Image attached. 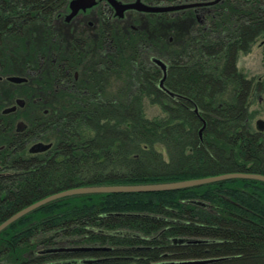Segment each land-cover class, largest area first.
Masks as SVG:
<instances>
[{"label": "trees", "instance_id": "1", "mask_svg": "<svg viewBox=\"0 0 264 264\" xmlns=\"http://www.w3.org/2000/svg\"><path fill=\"white\" fill-rule=\"evenodd\" d=\"M67 1L0 0V222L69 187L264 174L262 135L248 121L250 97L262 82L239 71L236 60L264 35V9L255 28L251 21L227 43L221 35H184L177 52L182 62L168 66L165 86L187 99H171L157 88L159 70L136 65L129 53L117 66L89 67L76 49L67 50L55 22ZM125 46L134 53L132 43ZM168 47L173 60L175 46ZM64 61L81 70L69 91L62 87ZM11 75L30 82L11 83L5 79ZM17 97L24 107L3 114ZM144 98L164 116L147 118ZM18 118L26 124L21 132ZM31 141L52 145L30 154ZM79 244L111 249L43 251ZM84 256L106 257L93 264L186 258L264 264V181L236 177L170 190L66 195L0 230V264Z\"/></svg>", "mask_w": 264, "mask_h": 264}, {"label": "flooded vegetation", "instance_id": "2", "mask_svg": "<svg viewBox=\"0 0 264 264\" xmlns=\"http://www.w3.org/2000/svg\"><path fill=\"white\" fill-rule=\"evenodd\" d=\"M71 1L68 0L55 15V22L66 37V49H76L83 65L89 67L117 66L120 58L129 53L136 58V65L159 70L157 88L161 92L158 83L162 72L154 60H160L167 68L171 64H180L182 61L177 52L184 35L193 39L221 35L227 43L236 34L244 35V27L251 21L255 28L264 9V0H84L73 12ZM259 37L252 39L250 49ZM128 43L134 45L133 54L127 52L130 49L125 44ZM171 44L175 46L173 60L168 51ZM240 54L243 52H238L236 60ZM65 60L68 62V57ZM67 62L61 64V81L62 87L69 91L81 70L70 67ZM35 73L28 71L31 76ZM22 77L26 81L14 84L30 82V76ZM254 82L262 80L258 78ZM263 91L262 82L254 92L259 93V100ZM17 99L23 100L22 106L16 104ZM12 105H16V109L6 114L18 112L25 101L17 97L7 107ZM19 121L24 123L18 118L15 125Z\"/></svg>", "mask_w": 264, "mask_h": 264}, {"label": "water", "instance_id": "3", "mask_svg": "<svg viewBox=\"0 0 264 264\" xmlns=\"http://www.w3.org/2000/svg\"><path fill=\"white\" fill-rule=\"evenodd\" d=\"M84 0H73L70 3V7L73 12H75L80 6H82V2ZM155 63L159 66L162 76L159 80L158 86L159 88L171 99L181 98L187 99L182 95H179L175 92L169 90L165 85L164 81L166 79L167 67L160 60H154ZM7 81L12 83H21L26 81L25 77L11 75L5 78ZM189 100V99H188ZM16 104L19 106L23 105L22 99H17ZM192 103V102H191ZM193 104V112L198 115V109L194 103ZM16 109V105H12L10 107H6L2 110L3 114L9 113ZM203 125L199 130V136L201 137V131L204 128V121H202ZM25 124L22 121H19L16 124V131H23ZM255 129L257 132L262 133L264 129V121L262 119H257L255 122ZM51 143L43 142V141H35L33 142L27 149L30 154H37L41 152L47 151L51 147ZM254 178L264 181V174L255 173V172H243V171H232V172H224L215 175H208L202 177L195 178H187L173 181H161V182H147V183H131V184H93V185H81L75 187H69L63 190H59L53 193H50L32 203L25 205L24 207L18 209L3 221L0 222V230L7 226L9 223L20 217L21 215L27 213L28 211L38 207L39 205L50 201L52 199H56L58 197L72 195V194H80V193H91V192H142V191H159V190H170L177 189L182 187H188L208 182H213L221 179L228 178ZM181 240V239H180ZM187 242H195L199 241V239H187ZM110 246L106 245H98V244H79V245H60L53 246L44 249L43 251L48 252H56V251H69V252H80V251H99V250H109ZM106 259V257H93V256H84L80 258H71L67 260H55L50 261L45 264H70V263H83V264H93L99 261ZM215 258H186V259H166L159 264H198L204 263Z\"/></svg>", "mask_w": 264, "mask_h": 264}, {"label": "rangeland", "instance_id": "4", "mask_svg": "<svg viewBox=\"0 0 264 264\" xmlns=\"http://www.w3.org/2000/svg\"><path fill=\"white\" fill-rule=\"evenodd\" d=\"M238 70L244 73L248 78H258L264 84V35L260 36L255 44L247 53L240 54L237 60ZM143 110L147 118L163 117L164 114L158 104H153L148 98L143 99ZM249 124L252 130L255 129V122L257 119L264 121V91L261 93L259 100V93H253L250 97V104L248 108ZM262 139L264 143V129L262 131ZM35 141L28 143V147Z\"/></svg>", "mask_w": 264, "mask_h": 264}]
</instances>
